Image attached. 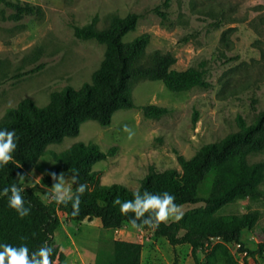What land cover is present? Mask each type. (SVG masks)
Wrapping results in <instances>:
<instances>
[{
  "label": "rangeland",
  "instance_id": "374dc122",
  "mask_svg": "<svg viewBox=\"0 0 264 264\" xmlns=\"http://www.w3.org/2000/svg\"><path fill=\"white\" fill-rule=\"evenodd\" d=\"M8 1L30 4L35 12L21 15L0 1V121L25 98L44 107L53 92L91 82L106 46L95 39L77 38L75 27L96 20L101 29L114 17L131 12L139 13L140 19L124 41L149 34L147 53L169 52L176 57L173 68H198L212 84L209 89L174 92L160 80L136 81L134 108L117 110L110 125L84 121L77 135L49 144L34 168L24 172L23 186L35 187L45 202L52 200L54 181L43 179L61 165L56 155L77 142L96 144L106 152L117 146L114 156L94 163L92 169L101 184L137 190L151 167L181 170L178 155L191 158L202 145L239 130L238 115L252 122L264 109V0H172L169 6L165 0ZM157 7L167 12V18L155 11ZM148 104L168 107L170 112L160 118L146 117L142 107ZM124 125L135 133L132 140ZM247 161L260 163L264 171V149L250 152ZM63 173L65 187L72 192V175ZM207 190L204 183L200 194ZM204 206L180 207L186 217ZM244 214L257 215L255 224L242 233L245 246L256 250L263 239L264 181L256 193L235 198L213 216ZM60 217L56 240L68 264H94L101 241L114 237L142 243V264H245L246 258L249 264H264V254L246 256L238 244L220 238H214L209 249L199 250L196 262L190 244L172 246L153 230L133 229L129 224L108 230L98 218L76 222L62 212Z\"/></svg>",
  "mask_w": 264,
  "mask_h": 264
},
{
  "label": "trees",
  "instance_id": "16d2710c",
  "mask_svg": "<svg viewBox=\"0 0 264 264\" xmlns=\"http://www.w3.org/2000/svg\"><path fill=\"white\" fill-rule=\"evenodd\" d=\"M14 7L18 14H31L35 8L8 0H0ZM172 0H165L169 6ZM164 19L167 12L155 8ZM140 14L129 13L126 17H114L108 26L98 28L96 20L85 26H76L75 35L79 39H95L105 44V58L94 71L91 82H85L80 88L66 86L53 92L49 103L39 107L30 98H25L16 107L7 110L0 121V130L15 131L17 149L12 154V161L0 166V192L12 185L22 190L25 207H30V214L23 219L9 207L7 196L0 195V245L13 247L26 245L29 252L37 251L45 242L53 248L54 264H64L66 254L61 251L56 240V232L61 224L60 212L72 221L82 222L98 218L104 228L115 230L129 224L133 213L121 215L120 206L113 201L133 200V193L143 194L148 191L161 195L164 192L175 196V203H204L198 212L183 217L179 222L161 224L153 230L155 235L166 237L172 246L188 243L193 257L198 262V251L207 250L214 238L226 243H236L239 251L246 256L255 257L264 254V224L260 230L263 239L256 250L245 246L242 240L243 230L252 227L256 214L223 215L214 217V213L237 197L256 193L264 181V171L260 163L250 164L247 156L250 152L264 149V109L248 122L242 115L237 116L239 130L224 136L218 142L202 145L189 159L178 155L181 170L168 168L158 171L151 167L137 190L123 184H101L94 163L114 156L117 146L107 152L96 144L77 142L56 155L61 163L54 173L59 175L69 171L78 173V183L87 184L81 196L80 213L72 215V202L57 204L53 199L45 202L36 192L35 187H24L23 180L17 174L24 175L31 171L37 161L47 153V146L60 142L66 136L77 135L81 124L88 120H97L102 125H110L113 114L120 109L134 108V83L141 79L160 80L171 91L182 92L195 87H212L198 68L185 70L173 68L176 57L167 52L147 53L149 34H142L131 42L124 37L135 30ZM149 118H160L170 112L168 107L148 104L142 107ZM43 181L50 183L46 176ZM204 183L208 184L205 195L200 191ZM77 185L72 183L75 196ZM10 195V193H9ZM222 251L227 254L224 246ZM2 251V248H0ZM143 244L123 239H103L98 248L94 264H142ZM245 264H249L246 258Z\"/></svg>",
  "mask_w": 264,
  "mask_h": 264
},
{
  "label": "clouds",
  "instance_id": "9594fccd",
  "mask_svg": "<svg viewBox=\"0 0 264 264\" xmlns=\"http://www.w3.org/2000/svg\"><path fill=\"white\" fill-rule=\"evenodd\" d=\"M123 131L128 134V139L132 140L135 133L127 125H124ZM15 131L0 130V166L8 165L13 159V153L17 149ZM23 180L24 175L17 174ZM54 184L52 186L51 198L57 204H67L72 202V215L77 216L80 213L81 196L87 189V184L78 183L79 175L74 173L71 176V182L77 185L76 195L73 196L71 189L65 187L64 173L57 175L50 173ZM22 190L15 185L10 188H4L0 195L7 196L9 200V207L17 212L19 217L23 219L30 214V207H25V200L21 194ZM10 193V195H9ZM134 199L121 201L116 198L114 205L120 206L121 215L127 216L133 213V217L129 223L133 229H142L149 227L158 229L161 224L169 225V222H179L184 212L181 207L175 203V196L164 192L161 195L152 194L144 191L141 194L139 191L133 193ZM0 264H54L52 259L53 248L46 242L40 248L30 253L26 245L20 247H13L10 244L0 245Z\"/></svg>",
  "mask_w": 264,
  "mask_h": 264
},
{
  "label": "crops",
  "instance_id": "0c3cea01",
  "mask_svg": "<svg viewBox=\"0 0 264 264\" xmlns=\"http://www.w3.org/2000/svg\"><path fill=\"white\" fill-rule=\"evenodd\" d=\"M115 239H120V238H118V237H114ZM123 240H128V241H136V240H132V239H123ZM66 260H67V258H66ZM69 262L67 261V262H65L64 264H68Z\"/></svg>",
  "mask_w": 264,
  "mask_h": 264
}]
</instances>
